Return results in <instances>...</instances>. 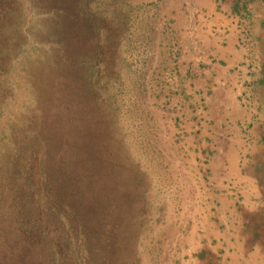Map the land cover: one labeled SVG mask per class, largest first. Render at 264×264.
<instances>
[{
  "label": "rangeland",
  "instance_id": "obj_1",
  "mask_svg": "<svg viewBox=\"0 0 264 264\" xmlns=\"http://www.w3.org/2000/svg\"><path fill=\"white\" fill-rule=\"evenodd\" d=\"M167 2L0 0V264H166L179 224L202 232Z\"/></svg>",
  "mask_w": 264,
  "mask_h": 264
},
{
  "label": "crops",
  "instance_id": "obj_2",
  "mask_svg": "<svg viewBox=\"0 0 264 264\" xmlns=\"http://www.w3.org/2000/svg\"><path fill=\"white\" fill-rule=\"evenodd\" d=\"M239 11L231 0H168L162 8L172 19L162 44L173 47L175 81L164 110L200 177L199 201L214 208L190 240L178 225L169 240L180 251L161 252L166 264H264V233L256 238L250 225L264 224V65Z\"/></svg>",
  "mask_w": 264,
  "mask_h": 264
},
{
  "label": "trees",
  "instance_id": "obj_3",
  "mask_svg": "<svg viewBox=\"0 0 264 264\" xmlns=\"http://www.w3.org/2000/svg\"><path fill=\"white\" fill-rule=\"evenodd\" d=\"M231 2L233 11L240 12L239 10H242L244 13L248 14V21L251 28L257 30V32L264 31V0H231ZM251 2H259L263 12L249 7L248 3ZM255 37L254 35V38Z\"/></svg>",
  "mask_w": 264,
  "mask_h": 264
}]
</instances>
